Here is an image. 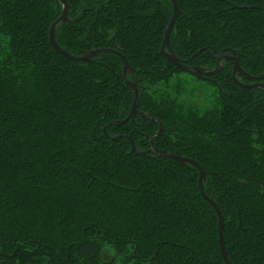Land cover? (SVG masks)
<instances>
[{
	"label": "trees",
	"instance_id": "1",
	"mask_svg": "<svg viewBox=\"0 0 264 264\" xmlns=\"http://www.w3.org/2000/svg\"><path fill=\"white\" fill-rule=\"evenodd\" d=\"M68 2L73 22L55 36L76 56L99 47L130 58L155 51L151 43L159 47L173 15L170 0ZM177 2L170 45L179 58L215 67L211 53L225 52L249 73H264V0ZM61 12L56 0H0V264H226L197 167L137 155L130 139L104 133L107 126L109 136L127 134L149 150L160 120L138 114L113 123L134 100L114 68L122 58L82 62L55 51L49 29ZM159 68L131 75L139 110L164 124L154 146L208 172L204 187L222 210L232 263L264 264V88L238 85L233 62H224L220 87H199L203 107L160 80L183 70L165 57ZM247 236V251L237 250Z\"/></svg>",
	"mask_w": 264,
	"mask_h": 264
},
{
	"label": "water",
	"instance_id": "2",
	"mask_svg": "<svg viewBox=\"0 0 264 264\" xmlns=\"http://www.w3.org/2000/svg\"><path fill=\"white\" fill-rule=\"evenodd\" d=\"M58 3L62 4V12L60 14V16L58 18H56L49 29V42L51 44V46L53 47V49L63 55H65L66 57L75 60V61H94L93 58L96 57L99 54L102 53H115L118 54L119 56H121L124 59V70H123V75L127 81V86L129 88H131L134 91V100L132 103V107L131 110L129 112V114L122 120H118L115 123L116 125H121L126 123L127 121H133V119L138 115V114H143L147 119H152L153 121H155L157 118L155 117H151L147 112L144 111H140L138 108V105L140 103V97H139V87L137 85V83L135 82H131L128 79V73L130 72V63L127 60V58L123 55V53L117 49L114 48H110V47H99V48H93L91 50H89L88 52H86L83 55H73L71 53H69L67 50H65L64 48H62L60 46V44L57 42L56 40V36H55V31L56 28L59 24L64 23V22H73V20L69 17L68 13H69V2L68 0H56ZM173 6V15L166 27L165 30V34H164V41L162 44V52L165 53V55L169 58V60H171V62L173 64H175L177 67L182 68L183 70H186L188 72H190L191 74H194L196 76L201 77L203 74H207L206 70L203 67L200 66H195V67H189L188 65H186L183 60H181L179 57H177L171 50V45H170V38H171V32L173 30L174 25L177 23L179 15H180V7L179 4L177 2V0H170ZM206 48L200 49L198 51H196L195 53H193L192 57L195 56L198 52H200L201 50H204ZM217 62V65L215 66V68L210 71L209 73H216L218 72L221 68V61L223 58H230L233 60V73H232V78L233 81L237 84H240L248 89H256L259 87H264V73L260 74V75H253L249 72H247L244 68L241 67V65L239 64L238 61V57L235 56H230L228 54L225 55H219V56H214ZM238 76H243L246 77L248 79H254L256 78L255 83H243L238 79ZM104 133L110 138V139H114L117 140L119 138H128L131 141V145H132V149L133 151L137 154V155H147L148 153H150L152 150H154L156 153H158V155L160 156H166V157H170L172 159H175L177 161H180L182 163H190L193 164L197 167L198 169V184H199V188H200V192L203 195V197L205 198V200H207L215 209L217 216H218V240H219V246L221 249V253H222V257L223 260L227 263V264H233L232 261L230 260V255H229V251L227 249L226 246V242H225V236H224V228H225V221H224V216L222 213L221 208L219 207L218 203L209 196V194L206 192L205 190V183H207L208 180V172L203 168V166L195 159L190 158L188 156H183V155H179L177 153H173L170 152L166 149L163 148H159L156 146H153V141L154 139L157 137L158 134H160L163 130V126H161L159 128V130L157 131V135H155L153 137V139H151V144H152V148L150 150H139L136 143L134 142L133 139H131V137L127 134H120L117 136H109L108 131H107V126H104L103 128ZM222 182L224 183L226 189L228 190V187L226 186V182L223 178Z\"/></svg>",
	"mask_w": 264,
	"mask_h": 264
},
{
	"label": "flooded vegetation",
	"instance_id": "3",
	"mask_svg": "<svg viewBox=\"0 0 264 264\" xmlns=\"http://www.w3.org/2000/svg\"><path fill=\"white\" fill-rule=\"evenodd\" d=\"M165 34V33H164ZM163 41H164V36H163V39H162V42L160 43V45H159V47L157 48L156 47V44L154 43V42H152L151 43V46H150V48L149 49H155V51L154 50H152V51H149V50H146V51H144V52H140V51H138L133 57H126L127 58V60L129 61V63H130V69H129V73H128V79L131 81V82H135V81H133L132 80V78H131V75L133 74V73H135L136 71H141V70H159L160 68V66H162V64H164V57L165 58H167L168 60H169V58L165 55V53H163L162 52V44H163ZM119 50V49H118ZM171 50H172V52L178 57V55L173 51V49L171 48ZM202 51V50H201ZM113 54H115V53H113ZM212 55H213V57L215 56V54H213V53H211ZM225 54H227V53H225V52H222V53H220L219 55H225ZM115 55H118V54H115ZM218 55V56H219ZM229 55V54H228ZM119 56V55H118ZM230 56H232V55H230ZM119 57H121V56H119ZM194 57V56H193ZM122 58V57H121ZM215 58V57H214ZM181 59V58H180ZM181 60H183V62L186 64V65H188L189 67H195V66H200V67H203L205 70H206V72H207V74H203L201 77H199V76H196V75H194V74H191L190 72H188L189 74H191L193 77H195L197 80H194L196 83H198L199 85H198V87H197V90H198V92H199V87H202V86H204V85H210V87L212 86L211 85V83H214V84H216V86L217 87H220V83L218 82V80L215 78L216 77V75H217V73L223 68V65H224V62H229V61H232L233 62V60L232 59H230V58H223L222 59V61H221V65H222V68L218 71V72H216V73H209L210 71H212L213 69H214V67H208V66H206V65H198V64H195V63H193L192 61H191V59L190 58H183V59H181ZM216 60V59H215ZM171 61V60H170ZM175 65V64H174ZM216 65H217V62H216ZM176 66V65H175ZM117 69L118 70H121L122 72H123V70H124V59L122 58V63L121 64H119V63H117L116 64V66H115V70L117 71ZM180 69H182V68H180ZM183 70V69H182ZM184 71H186V70H184ZM248 72V71H247ZM123 75V74H122ZM256 76V75H255ZM123 79H124V81H125V83H127V81H126V79H125V77H124V75H123ZM238 79L241 81V82H243V83H255V81H256V78H254V79H248V78H246V77H243V76H238ZM184 81H186L187 82V79L186 80H184ZM262 81H264V80H262ZM120 82V81H119ZM136 83V82H135ZM188 83V82H187ZM238 85H240V84H238ZM240 86H242V85H240ZM242 87H244V86H242ZM246 88V87H245ZM202 89V88H201ZM201 99V105L203 106V107H207V106H204L205 105V101H204V98H203V96H200V94H199V100ZM193 103H196L197 101H192Z\"/></svg>",
	"mask_w": 264,
	"mask_h": 264
},
{
	"label": "rangeland",
	"instance_id": "4",
	"mask_svg": "<svg viewBox=\"0 0 264 264\" xmlns=\"http://www.w3.org/2000/svg\"><path fill=\"white\" fill-rule=\"evenodd\" d=\"M130 29L131 28H125V30L126 31L128 30L129 32H130ZM132 29H133V32H135V33L140 32L139 31L140 29L139 30L138 29H135V27L134 28L132 27ZM134 45L136 47H139L138 46L139 44H137V42H135ZM118 71H121V70H118L117 69L116 72H118ZM148 71H152V70H148ZM163 78L164 77H162L160 80H162V83H166V84L169 83V82L175 81V80H177V81L180 80V81L183 82V83H179L180 86H178V87L173 86V90L170 88V86L168 84L167 85L165 84V86H167V88H169V91L170 90L173 91V93L175 95L178 94L182 100H184L185 98H186L185 100H188V101L191 100V101H194V102L198 100V98H199V92L197 90V87H198L199 84L194 81V80H197V79L195 77H193L191 74H189L187 71H184L183 70L181 72L180 70H177V73H171V72H169V76L167 77L168 78V82H166L167 81V78L164 81H163ZM186 79H187V82L188 83L186 81H184ZM119 81H120V78H117L116 77L114 83H119ZM174 89H177V90H174ZM214 90H215V87H214ZM219 97H220V95H219ZM162 108L163 109H162L161 116L165 115L164 114L165 107L163 106ZM170 114H171L172 118L176 117L175 115H173V113H170ZM254 114L257 115L258 118H260L263 115V113L260 112L259 110H258V112H254ZM154 117L155 118H158L160 120V123L161 124H159V125L164 126L163 121H161V119L159 117H156V116H154ZM154 122H156V121H154ZM154 129H155V127H154ZM154 129H153V131H154ZM149 229H150V227H149ZM245 239L246 240H244V241L238 242L239 245L236 246L237 250H242L244 248L245 249L244 252L247 251L245 247L248 245L249 241L251 240V237L247 236V238H245ZM262 242L264 243V240H262ZM263 243H261L259 245H264ZM209 245H210V243H209ZM249 250H250V247H249ZM205 257L207 258L209 256H205Z\"/></svg>",
	"mask_w": 264,
	"mask_h": 264
}]
</instances>
